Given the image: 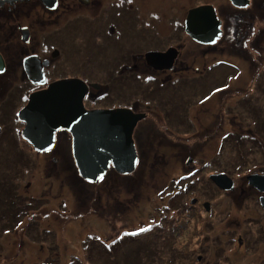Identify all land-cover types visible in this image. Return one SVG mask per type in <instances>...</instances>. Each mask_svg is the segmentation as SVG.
Segmentation results:
<instances>
[{
	"label": "flooded vegetation",
	"instance_id": "af4514ba",
	"mask_svg": "<svg viewBox=\"0 0 264 264\" xmlns=\"http://www.w3.org/2000/svg\"><path fill=\"white\" fill-rule=\"evenodd\" d=\"M220 1L224 5L221 8L213 1L191 4L190 0H0V56L4 66L0 73V102L16 84L25 82L28 91L21 110L32 92L56 80L77 78L62 74L57 68L54 62L60 56V49L50 34L64 27L68 21L84 17L91 21L93 40L101 53L93 60L99 67V74L83 99L85 109L123 110L140 116L132 130L136 152L133 172L122 174L110 166L101 179L89 182L76 171L86 184L100 186L94 195L83 199V191H75V184L71 182L75 180L71 160L74 165L75 162L69 133L64 129L58 130L53 147L38 151L23 139L24 122L17 114L21 139L40 159L38 170L44 167L39 172L29 171L26 178L19 177L16 185L12 183L14 188L0 189V264H78V257L69 252L67 240L62 236L64 225L57 226L58 221L68 218L82 224L91 218L103 217L101 221L105 224L106 216H123L131 206L137 207L140 214L144 210L141 202L145 190L149 188L154 195H160V201L165 204L189 196H183L186 190L191 192L190 206L184 207L191 217V227L188 224L191 264H264V232L256 243L254 231L246 228L243 222L254 216L253 212L243 208L249 197L258 198V206L264 215V190L254 185L258 180L254 183L249 181L251 175L264 176V163H261L264 156H260L258 161L255 157L245 159L244 156V161L235 166L229 164L231 158L226 157L221 162L210 160V163L203 158L200 160L207 166H200L196 174L193 172L196 163L193 154L202 147L207 150L204 152L212 148L211 136L198 143L191 140L196 132L189 129L195 126L193 121H197L206 133L211 132V128L216 133L232 128L233 133L223 139L224 147H227L228 140L232 138L246 141L247 134L256 127V116H264V108L261 109L264 103V29L257 28L259 14L247 12L254 3V6L258 4L259 11L264 0H248L250 5L247 8L235 7L230 0ZM200 5L213 6L216 18L221 22V35L213 44L199 43L185 31L189 10ZM227 5L231 9L228 10ZM122 8L127 11L125 15L120 12ZM114 9L115 18L107 13ZM247 18L251 20L249 25L244 23ZM76 30L79 32L80 26ZM36 48H39L38 52ZM106 51L115 55L108 57L103 53ZM7 52L12 54V59L7 58ZM149 52L169 53V56L166 61L149 62L146 57ZM31 55L48 62L43 67V86L30 83L24 72L23 59ZM199 57L206 61L204 72L198 67L202 64L197 62ZM19 68L23 77L18 73L16 76L19 77L14 80ZM191 74L207 76L208 93L203 99L192 100L194 104L189 92L184 94L188 96L184 103L175 104L173 97H165L163 91L169 84L190 83L191 89ZM143 81L154 83L152 85L157 92L139 87ZM95 92H99L101 97L98 101L102 105L88 106L85 102L94 100ZM178 94L181 92L175 96ZM191 104L196 106L194 110L198 109L197 113H192ZM237 118L245 121H233ZM183 137L188 138L187 144H183ZM249 149L246 145V152ZM49 153L56 155L46 159L52 166L44 161ZM213 165L219 167L209 174L203 173ZM225 168L227 171H222ZM214 174L228 177L232 187L223 189L217 186L211 178ZM197 176L211 182L222 195L223 205L213 204L219 195L211 199L205 196L204 200L196 196L191 189V179ZM41 181L47 185L48 193L58 192L53 210V197L47 194ZM133 189L137 194L133 193L134 204H131ZM20 198L24 199L23 207H19ZM91 198H94V204L89 207ZM227 207L232 211L225 212ZM164 210L166 207L159 206L151 211ZM21 212L25 219L22 221L19 219ZM167 218L178 221L181 213L167 208ZM136 222L125 226L131 228ZM52 223L57 228H51ZM45 234L50 236L49 241ZM242 236L246 242L241 240Z\"/></svg>",
	"mask_w": 264,
	"mask_h": 264
},
{
	"label": "rangeland",
	"instance_id": "374dc122",
	"mask_svg": "<svg viewBox=\"0 0 264 264\" xmlns=\"http://www.w3.org/2000/svg\"><path fill=\"white\" fill-rule=\"evenodd\" d=\"M190 1L191 4L213 1L215 6H218L220 8L224 6L221 5L223 4V1L221 2L220 0ZM249 5L250 4H248V6ZM254 5L249 7L247 12H250L252 15L258 13L259 22H257V28L264 29V5L259 6V11L257 10L258 4H256L257 7ZM227 9L229 10L231 9V7L227 5ZM115 12L116 10L114 9L113 11H109L107 13L111 15V17L115 18ZM120 12L125 15L127 11L125 8H122ZM250 21L251 20L247 18L244 23L249 25ZM79 26L80 31L78 32L76 30V27L78 29ZM245 27H247V25ZM93 36L94 34L91 21L84 17L78 19L74 18L68 21V23L64 27L53 31L50 34L51 40L55 41L56 45L60 49V56L54 63H56V65L58 66L56 67L62 74L77 77L78 79H82L86 83L92 81L96 82L95 78H98L97 75L99 74V67L96 63L94 64L93 60L94 58L95 60L97 59V56L100 52L97 50V45L93 40ZM192 49L196 50V48ZM38 50L39 48H36V52H38ZM103 53H105L108 57H112L115 55V53H113L112 51H106ZM195 54L199 55L198 52H195ZM6 56L9 59L13 58L10 52H7ZM19 60H21V58H19ZM197 62H202V64H200L198 67L203 71L206 61L202 59V57H199L197 59ZM20 71L21 69L19 68L15 73L14 80L19 77ZM219 72L220 70L217 71V73ZM10 73L11 72L9 71L8 75H10ZM18 73L19 75L16 76ZM20 76L23 77V75ZM207 76H210V74L207 73ZM207 76H205L204 74L199 76L191 74V89L190 83L169 84L163 91L165 97H173V102L175 104L184 103V101L188 99V96H184V94L187 95L189 94V92L191 94L192 103H194L192 100L198 97L203 99L205 93H208V80L206 78ZM152 84H146L144 82L143 85L140 84L138 86L147 87V91L157 92L155 90V84ZM10 87L11 84L9 88ZM150 88L153 89L150 90ZM91 90L94 91V89ZM27 91V83H18L6 94L4 100L0 102V189L14 188L12 183L16 185V180H18L19 177H21L22 179L26 178V174L29 171H37L38 167L40 166V159L36 156L34 150H32L21 139L20 136L21 124L17 118V114L20 110V107L24 104L25 98H27ZM178 91L181 92L182 95L178 94L177 96H175ZM6 92L7 89H5V93ZM95 93L96 98L94 100L89 99L85 102L88 106L102 105V102L98 101V99L101 97L98 95L99 92ZM0 99H2L1 96ZM92 101H94L95 104ZM194 108H196V106H192L191 104V111H193L192 113H197L198 109L194 110ZM199 108L202 107L199 105ZM262 108H264V103L261 106V109ZM241 113L242 111L239 114ZM233 121L241 122L245 121V119L237 118ZM193 122L195 126L189 129L196 132L192 134L191 140H195V142L198 143L201 142V140L205 137L211 136L212 147L211 149H208V152H204L207 150H205V147H202L198 150L199 153L196 152V154H193V159L196 162L194 164L193 170L195 174L198 172L197 169L200 166H207L204 165V163L202 164L201 160L203 161V158L208 161L207 163H210V160L221 162V160L227 157L231 158L229 160V164L235 166L236 164L244 161V156L245 159L249 156L253 158L255 157V160L257 161L260 160V156H264V116L262 114H258L256 116V127L252 129L251 133L247 134L246 141L232 138L228 140L227 147H224L223 139L224 136H228L233 133L231 130L232 128L227 127L225 130L219 131L217 133L214 132V128H211V132L206 133L202 129H200L197 121ZM237 132L241 133V131ZM230 137H233V135H231ZM183 139V144H187L188 138L183 137ZM246 145L248 149L250 148L249 150H247V152ZM220 149L222 150L220 151ZM253 151L254 153H252L253 155H251V152ZM247 153H250V155H247ZM180 155H182V153H180ZM54 156H56L54 153L45 155V163L47 165L48 163L49 165H51L50 160L47 163L46 159ZM218 167L219 166L213 165L211 169H204L203 173L209 174L210 172L216 170ZM42 168H40L38 172L42 171ZM71 171L74 174L73 178L75 179L74 182L71 181L73 184H75L73 187H76V189L74 190L83 191V199L88 195L91 196L97 189H99L100 186L86 184L84 180L81 179V177L76 172V166L74 165L72 160ZM222 171H227V168ZM54 182L56 183L55 180ZM40 183L42 187H45L47 194L50 193L52 195V206L56 205L58 199L56 198L55 201L54 198L58 192L55 193L52 191L48 193L47 185L45 186L43 181H41ZM180 186L182 187V184H180ZM191 189L200 200H204L205 196L211 199L219 195L211 185V182L203 176H197L191 179ZM164 191L165 188L163 192ZM133 193L137 194V190H132L131 204H134ZM183 196L187 197L179 198L178 202L172 201L173 203H170L168 201L167 204H165L166 202L160 201L161 196L154 195V193L149 188L145 190V194L143 196L144 200L141 202L144 210L140 214L137 207L131 206L124 212L123 216H106L104 219L105 224L101 221L103 220V217L97 220L91 218L82 224L78 223L77 220L73 221L72 219L62 218V222H59V220L57 226L63 227L64 225V234H62V236L67 240L65 241V243L67 244V249L69 250V252L71 251L75 253V256L78 257V264H191V254L188 237V224H190L191 227V217L189 216L188 211L184 209V207L190 206L189 200L191 192L186 190ZM70 197L72 198V196ZM70 197H68L67 199H70ZM23 200V198H20L19 207H23L25 205V202ZM222 200V195H219L216 198L215 203L213 204H215L216 206H221L224 204ZM257 200V197H249L243 203V208H247L249 212L254 213V216L247 219V222H243L246 228H250L254 231L256 243L260 239H262L264 232V215L262 213V210L258 206L259 204ZM93 204L94 198L89 199V207H92ZM159 206H161V208L166 207V210L160 212L151 211L152 209L158 208ZM54 208L55 206L52 207V210ZM167 208L169 210L174 208L177 209V211H180L181 218L178 221L168 219ZM21 211L23 210L21 209ZM230 211H232V208H225V212L228 213ZM22 213L23 212H21V214L19 215L20 221L25 220L23 219L24 216H22ZM135 221L138 222L132 224L131 228L125 226V224ZM89 222L90 224L87 226ZM57 226L54 223L51 224V228H57ZM140 229H145V231H140ZM45 236L49 241L50 236L48 234H45ZM52 236H54V234H52ZM244 239V236H242L241 240L246 242V240ZM80 240L81 244L78 247V243ZM250 247H253L251 243ZM226 254L228 255V253H224V255Z\"/></svg>",
	"mask_w": 264,
	"mask_h": 264
},
{
	"label": "water",
	"instance_id": "95a60500",
	"mask_svg": "<svg viewBox=\"0 0 264 264\" xmlns=\"http://www.w3.org/2000/svg\"><path fill=\"white\" fill-rule=\"evenodd\" d=\"M46 1V0H43ZM238 8L248 6V0H230ZM221 22L211 5H200L189 10L185 31L195 41L213 44L218 39ZM26 41V40H25ZM169 53H146L151 61H166ZM36 55L23 59L27 78L38 85L45 83L43 67ZM4 70L0 56V73ZM88 85L76 78L56 80L42 90L30 94L28 103L19 111L24 122L23 138L38 151L54 145L55 133L64 129L72 138V156L83 179L97 182L110 167L122 174L131 173L136 165V152L132 140L134 123L140 116L123 110H87L83 98ZM215 184L230 189L232 181L223 174L212 175ZM264 190V176L251 175L249 181Z\"/></svg>",
	"mask_w": 264,
	"mask_h": 264
},
{
	"label": "snow or ice",
	"instance_id": "6c2138e0",
	"mask_svg": "<svg viewBox=\"0 0 264 264\" xmlns=\"http://www.w3.org/2000/svg\"><path fill=\"white\" fill-rule=\"evenodd\" d=\"M140 231H145V229H140Z\"/></svg>",
	"mask_w": 264,
	"mask_h": 264
}]
</instances>
